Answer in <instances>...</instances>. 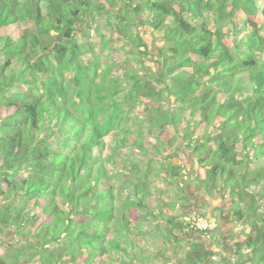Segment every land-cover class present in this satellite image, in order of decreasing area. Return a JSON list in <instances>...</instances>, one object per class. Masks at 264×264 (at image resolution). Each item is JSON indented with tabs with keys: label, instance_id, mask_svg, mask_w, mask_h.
<instances>
[{
	"label": "trees",
	"instance_id": "1",
	"mask_svg": "<svg viewBox=\"0 0 264 264\" xmlns=\"http://www.w3.org/2000/svg\"><path fill=\"white\" fill-rule=\"evenodd\" d=\"M189 153L210 200L229 191L239 260L264 264V0H0V260L210 264L188 240L215 222L153 190L184 183Z\"/></svg>",
	"mask_w": 264,
	"mask_h": 264
},
{
	"label": "rangeland",
	"instance_id": "2",
	"mask_svg": "<svg viewBox=\"0 0 264 264\" xmlns=\"http://www.w3.org/2000/svg\"><path fill=\"white\" fill-rule=\"evenodd\" d=\"M212 17L208 15V19H210L208 21V24H209L210 28H214V24L213 23L210 24V21L212 20ZM95 21H96V24L99 26L100 31H102L106 35L107 38H110V40H111L110 46H112L115 49H121V48H123L126 45L124 41H119L118 40L116 34H115L116 36L112 35L111 28L108 25V23L106 22L105 18H96ZM86 25L87 26H91L92 23L90 22V23H88ZM231 27H232V25H231ZM238 29H242L243 31H245V33H247L249 35H255L254 29L252 27L245 26L244 23L238 24ZM92 31L94 32L95 30L92 29ZM141 32H143L145 41L147 43L151 44V45H152V43L153 44L156 43V41L154 40V37L159 39V37L161 35L160 33H157L156 34L157 36L152 37V35H151L152 34V30L150 29L149 26L141 27ZM128 46H130V43L128 44ZM243 49L245 50V48H243ZM108 56H110V55L108 53H106V55L103 57V59L110 61V64L112 62H114L113 74L115 76L120 75L121 71L119 70V68L116 65L118 63H122L124 61V57L113 56L111 58V57H108ZM131 58L132 59L129 58V60H128L129 64H126L127 67H129V68L137 67L138 64H137L136 60H133L134 57H131ZM246 95H248L246 92L243 93V95H242V99L244 101H247V100H245V97H247ZM139 113H142V110H139ZM132 123L133 122H130L131 126L133 125ZM150 139H151V141H150V144H149V149L153 148V145H156L155 138L153 136H151ZM189 155H190V153H189ZM171 162L173 164H175V165H180L182 161H180L178 158H175ZM171 162H167L166 163V167H169V163H171ZM260 163L263 165L264 164L263 160H261ZM161 164H162L161 162L156 160L151 165H152V167H154V169H157V168H160ZM194 166L197 169L196 159L193 158L190 155V158H187V161H186L187 172L184 174L185 177H183L184 183H181V182L177 183V180H174L173 182H168L167 177H165L163 175L161 177H155L156 180L153 183V186H154L153 190H154L155 195L158 194V193H161V192L177 194V193H179L181 191V189H183V191H187L188 190V186H189L188 183H186L187 179H190L192 174H194L196 176V173H194V172H196V170L193 169ZM189 172H190V174H188ZM189 182L192 184V182H194V180L189 181ZM200 192H202V191H200ZM184 193H187V195H188V192H184ZM222 195H223V198H224L225 197L224 193ZM191 196H192L191 194L188 195V199H190ZM192 198H193V196H192ZM157 201H159V203H161L160 200H157ZM186 208H187L186 212H188L189 211V205L188 204L186 205ZM192 217H194V218H202L203 216L202 215L198 216L197 214H193ZM218 233H219L218 230H215V231L213 230V232L211 234L203 235V236L201 234H198V235L192 234L191 238L188 240V242L190 241V244H193L194 242H197V241H205V245L207 247H209V249L212 252V254L219 256L217 258L212 259V264H234L235 261H233V260L235 258H233V255H232V251H234V248L232 246V241H231L229 235H227L226 238H222L221 239L222 236L220 238L219 237L217 238V236H215ZM231 233L232 232H230V234ZM213 235L217 238V240L213 237ZM3 238L5 240L11 239L9 233L5 234V236H3ZM17 239H19V238L16 237L15 241ZM183 246L186 249L187 246H188L187 242H184ZM216 249L219 250L218 253H217ZM6 253H8V254L11 253L10 250L8 249V245L0 243V258L4 257L6 255ZM231 259H233V260H231ZM236 264H248V261L247 260H238V261H236Z\"/></svg>",
	"mask_w": 264,
	"mask_h": 264
},
{
	"label": "crops",
	"instance_id": "3",
	"mask_svg": "<svg viewBox=\"0 0 264 264\" xmlns=\"http://www.w3.org/2000/svg\"><path fill=\"white\" fill-rule=\"evenodd\" d=\"M193 169L196 170V167L194 166ZM192 180H194L192 184L188 182V185H189L188 195L191 194L194 198L193 199L191 196L189 199L190 212L192 214L209 217L212 221L215 222V225H216L215 230L219 231V233L215 236H217V238L218 237L220 238L222 236L221 237L222 239V238H226V236L229 235L232 241V236L236 238L242 227L238 225L233 219V210H232V206L229 201V191L222 190L221 196L219 198L210 200L209 197H207L204 194L203 188L201 187L198 181V178L194 174H192V176L189 179V181H192ZM223 193L225 195L224 198L222 195ZM230 232L232 233L230 234ZM215 236L213 235V237L217 240ZM216 251L217 253L219 252L218 249H216ZM232 255H233V258L235 259L234 260L231 259V260L235 261L234 264H236V261L240 259V255H238L237 252H234V251H232ZM217 257L219 256L213 255L212 259L217 258ZM210 264H212V261L210 262Z\"/></svg>",
	"mask_w": 264,
	"mask_h": 264
},
{
	"label": "built area",
	"instance_id": "4",
	"mask_svg": "<svg viewBox=\"0 0 264 264\" xmlns=\"http://www.w3.org/2000/svg\"><path fill=\"white\" fill-rule=\"evenodd\" d=\"M186 222L191 224V227H195L196 229L206 230L209 227V221L205 217L202 218H194L191 219L186 217Z\"/></svg>",
	"mask_w": 264,
	"mask_h": 264
},
{
	"label": "water",
	"instance_id": "5",
	"mask_svg": "<svg viewBox=\"0 0 264 264\" xmlns=\"http://www.w3.org/2000/svg\"><path fill=\"white\" fill-rule=\"evenodd\" d=\"M1 232V231H0ZM0 264H5L2 260H0Z\"/></svg>",
	"mask_w": 264,
	"mask_h": 264
}]
</instances>
